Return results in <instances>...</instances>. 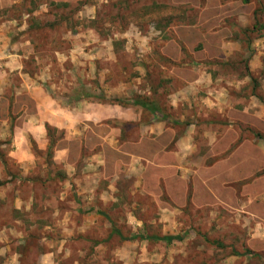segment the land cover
<instances>
[{"label":"rangeland","instance_id":"374dc122","mask_svg":"<svg viewBox=\"0 0 264 264\" xmlns=\"http://www.w3.org/2000/svg\"><path fill=\"white\" fill-rule=\"evenodd\" d=\"M0 33L29 38L48 61H58L57 49L66 58L54 71L63 74L74 41L102 43L112 86L124 77L131 86L137 59L158 57L156 47L176 56L180 46L207 65L219 92L200 90L218 104L182 105L141 83L131 96H101L102 122L81 107L56 120L48 113L43 124L25 98L0 100L5 215L23 220L27 249L42 238L58 264H264V0H0ZM200 67L190 62L188 76ZM85 84L98 90L97 80ZM151 90L182 122L165 136L144 126L159 116L131 106ZM115 228L183 238L129 240Z\"/></svg>","mask_w":264,"mask_h":264},{"label":"crops","instance_id":"0c3cea01","mask_svg":"<svg viewBox=\"0 0 264 264\" xmlns=\"http://www.w3.org/2000/svg\"><path fill=\"white\" fill-rule=\"evenodd\" d=\"M7 23L2 24L1 29L5 28ZM23 29L25 26L22 27ZM24 36V35H23ZM232 45V44H231ZM38 46L35 45L29 38H23L19 41H11L5 33H0V100L1 103L6 102L10 104V98H25L27 100V108L31 105L36 107V112L41 113L38 117L41 123L45 124L51 114L54 120L58 119L60 114L63 113H75L76 108L81 107L87 115L86 119L102 122L107 119V110L109 103L106 99H101V96L109 97L114 96H131L132 93H139L141 91V83L148 89L155 91L164 90L168 93H173L172 97H177L182 105L185 101L189 100L192 105V99L196 100V103L204 107L202 101H206L209 104H218V97L216 100L204 99L201 94V89H205L207 92L216 91V95L219 93L217 87L213 85V76L210 70H207V65L195 63L193 58H189L187 54L183 57L181 47L176 56H171L167 51V46H158L157 49H161L158 52V57H147L145 61L137 59L138 62L135 65L137 72L135 76L131 78L132 85H126V77L120 80L117 86L109 84V78L114 75L108 74L106 63L103 64V60H106L108 55L106 47L102 43H92L85 41H74L71 44L69 59L72 62V68L66 73H57L54 71L55 65H59L60 57L59 51L56 49V62L48 61L39 57L40 55L35 52ZM155 49V48H154ZM192 52H195L192 49ZM192 55V53H191ZM35 59V61H34ZM197 60V59H196ZM35 62V70H31L30 62ZM174 61V62H171ZM192 62V67L201 66L196 74L190 78L187 73V66ZM98 66V69H97ZM203 66V67H202ZM186 72H180V68ZM208 67H211L208 65ZM179 68V70H178ZM73 69V71H72ZM98 70V71H97ZM156 70V73H155ZM194 70V69H193ZM122 76V75H121ZM119 78V77H118ZM91 79L97 80L98 90H91L86 82H91ZM68 82L71 86L67 88L63 83ZM124 82V83H123ZM171 82H175L176 88L173 90ZM168 84V85H167ZM164 85V87H161ZM178 85V86H177ZM132 87V88H129ZM207 88V90H206ZM152 90L150 98L138 97L142 100H137L135 105H132L134 111L138 114H156L161 119L151 120L144 126L147 128H159L160 133L156 135L165 136L166 126H176L182 124V122H173L171 117L168 116V112L162 109L163 104H160L162 100L159 97L153 98ZM195 97V98H194ZM210 98V97H208ZM133 101L134 100H129ZM217 103H216V102ZM14 103V101H12ZM19 102V101H17ZM17 104V103H16ZM180 105V104H179ZM120 110L122 105L116 104ZM26 110V109H24ZM31 109H27L26 112H30ZM45 114V115H44ZM74 116V115H73ZM9 123V122H7ZM56 126L58 125L55 122ZM196 126L194 123L189 126ZM2 124H0V127ZM7 126H12L11 123ZM143 127V125L141 126ZM198 129V126L195 127ZM202 129L204 128L201 126ZM171 129V128H170ZM211 130V128H210ZM193 131L185 134L186 137H192ZM196 133V132H195ZM5 175V173H4ZM3 177V170L0 169V179ZM11 177V175L9 176ZM6 184H9L7 182ZM5 182H0V264H58L54 261L53 251L44 249L43 239H37L39 249L33 248L27 249L24 244L27 241V234H23V230L19 227V224L23 221L21 217L13 215V217H7L5 215V209L8 207L9 199L4 190ZM16 201L19 197L15 198ZM20 200V199H19ZM18 209V204H16ZM35 232L41 233L42 223H36ZM41 227V228H40ZM38 244V242H37Z\"/></svg>","mask_w":264,"mask_h":264},{"label":"trees","instance_id":"16d2710c","mask_svg":"<svg viewBox=\"0 0 264 264\" xmlns=\"http://www.w3.org/2000/svg\"><path fill=\"white\" fill-rule=\"evenodd\" d=\"M115 232L118 233L122 238L124 239H129V240H135V239H150V240H162V241H166L168 243L172 242L173 240H180L183 238V235H145V234H141V233H133L128 237L123 236V234L120 232V230H118L117 228H115ZM247 254H252L251 250H247L246 251Z\"/></svg>","mask_w":264,"mask_h":264}]
</instances>
